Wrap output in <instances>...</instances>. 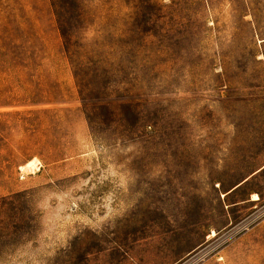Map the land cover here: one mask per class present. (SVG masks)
<instances>
[{
  "label": "rangeland",
  "instance_id": "obj_1",
  "mask_svg": "<svg viewBox=\"0 0 264 264\" xmlns=\"http://www.w3.org/2000/svg\"><path fill=\"white\" fill-rule=\"evenodd\" d=\"M0 264H264V0H0Z\"/></svg>",
  "mask_w": 264,
  "mask_h": 264
},
{
  "label": "bare ground",
  "instance_id": "obj_2",
  "mask_svg": "<svg viewBox=\"0 0 264 264\" xmlns=\"http://www.w3.org/2000/svg\"><path fill=\"white\" fill-rule=\"evenodd\" d=\"M256 198H258V197H256Z\"/></svg>",
  "mask_w": 264,
  "mask_h": 264
}]
</instances>
